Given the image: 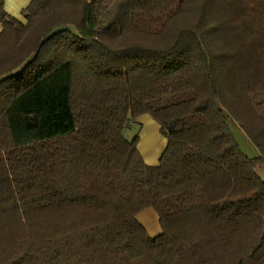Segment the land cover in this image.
Segmentation results:
<instances>
[{"label": "trees", "instance_id": "obj_1", "mask_svg": "<svg viewBox=\"0 0 264 264\" xmlns=\"http://www.w3.org/2000/svg\"><path fill=\"white\" fill-rule=\"evenodd\" d=\"M22 13L0 5V264H264V0ZM145 115L154 165L127 136Z\"/></svg>", "mask_w": 264, "mask_h": 264}, {"label": "rangeland", "instance_id": "obj_2", "mask_svg": "<svg viewBox=\"0 0 264 264\" xmlns=\"http://www.w3.org/2000/svg\"><path fill=\"white\" fill-rule=\"evenodd\" d=\"M145 117L146 119L141 120L140 123L133 124L131 127H129L127 136L129 138H132L135 134H138L140 136L139 145H140L141 153L144 159L145 160L147 159L146 163L148 161L149 163H152L157 159V154H151L153 153V150L157 151L155 146L157 137L153 135L152 129L155 126L157 127L158 123L150 115H145ZM230 125L244 153H246L249 157L258 156L259 155L258 148L252 143V141L245 134L243 129L240 127V125L237 122H235L233 119H230ZM256 170L258 174L264 179V163L260 162L257 165Z\"/></svg>", "mask_w": 264, "mask_h": 264}, {"label": "crops", "instance_id": "obj_3", "mask_svg": "<svg viewBox=\"0 0 264 264\" xmlns=\"http://www.w3.org/2000/svg\"><path fill=\"white\" fill-rule=\"evenodd\" d=\"M31 1L32 0H0V5L2 4L4 9L10 15H12V16L18 18L19 20H21L22 22L26 23L27 20L23 16L22 12L30 4ZM2 31H3V24L0 21V33ZM144 117L145 116H143V118H141L140 121L146 119V117L145 118ZM152 132H153V135L157 137L156 142H155V146H156L157 151L153 150V153H151V154H157V159L152 163H149V161L147 163L154 165V164H158V162H159V160H160V158H161V156H162V154H163V152H164V150L168 144V140L166 137H164L161 134L159 124L157 127L155 126L152 129ZM155 146H154V149H155ZM139 149H140V145H139ZM145 158H146V156H145ZM138 219L145 226L149 235L152 238H154V237H156L162 233V227H161V224L159 221V215L153 208L145 209L143 212H141L139 214Z\"/></svg>", "mask_w": 264, "mask_h": 264}]
</instances>
